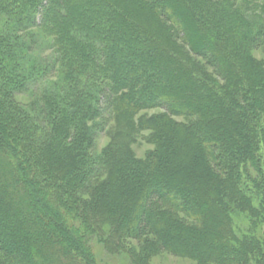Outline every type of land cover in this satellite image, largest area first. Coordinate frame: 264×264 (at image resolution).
I'll return each mask as SVG.
<instances>
[{"label":"trees","instance_id":"obj_1","mask_svg":"<svg viewBox=\"0 0 264 264\" xmlns=\"http://www.w3.org/2000/svg\"><path fill=\"white\" fill-rule=\"evenodd\" d=\"M258 51L264 0H0V264H264Z\"/></svg>","mask_w":264,"mask_h":264},{"label":"rangeland","instance_id":"obj_2","mask_svg":"<svg viewBox=\"0 0 264 264\" xmlns=\"http://www.w3.org/2000/svg\"><path fill=\"white\" fill-rule=\"evenodd\" d=\"M256 56L258 57V59L264 60L263 51L256 52ZM156 112H158V111L155 110V111H151L150 113L154 114ZM180 120H183V119H180ZM107 142H108L107 137L103 136V138L101 139V147L105 146ZM151 148H152V145H150L144 141L135 146L136 153L140 158H143L145 156V154L147 153V151ZM239 218L236 217L235 224L237 226L244 227L245 224H244L243 219H239ZM95 248H96L95 251H96V254H97L99 261H102L103 263H106V264H130V260L126 256L112 255V254L108 253L103 247L98 246V245ZM152 264H195V263L189 259H186V258L177 257V256H174V255H171L168 253H162L152 261Z\"/></svg>","mask_w":264,"mask_h":264}]
</instances>
